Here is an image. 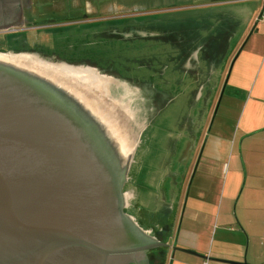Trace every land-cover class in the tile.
I'll list each match as a JSON object with an SVG mask.
<instances>
[{"label":"crops","instance_id":"crops-1","mask_svg":"<svg viewBox=\"0 0 264 264\" xmlns=\"http://www.w3.org/2000/svg\"><path fill=\"white\" fill-rule=\"evenodd\" d=\"M35 3L30 26L11 30L21 48L94 60L170 98L141 132L132 182L154 149L150 126L177 111L160 173L140 181L147 197L133 186L131 216L169 245L150 263L264 264V0Z\"/></svg>","mask_w":264,"mask_h":264},{"label":"water","instance_id":"water-1","mask_svg":"<svg viewBox=\"0 0 264 264\" xmlns=\"http://www.w3.org/2000/svg\"><path fill=\"white\" fill-rule=\"evenodd\" d=\"M30 2L0 0V29L22 22ZM94 67L129 86L127 100L100 106L115 82ZM169 100L148 81L94 60L0 50V264H139L136 257L168 247L146 231L149 242L125 247L135 239L123 216L143 232L129 213L135 189L125 190L130 215L115 199L139 140L129 145L125 130L135 137ZM110 149L120 155L112 163Z\"/></svg>","mask_w":264,"mask_h":264},{"label":"rangeland","instance_id":"rangeland-1","mask_svg":"<svg viewBox=\"0 0 264 264\" xmlns=\"http://www.w3.org/2000/svg\"><path fill=\"white\" fill-rule=\"evenodd\" d=\"M36 7H37V5L35 3V0H31L30 7H29V9L26 12H24V16L28 17L30 12L31 11L34 12ZM53 11H55V10H52V12H50V13H53ZM57 18H58V16H54L52 19L54 20V19H57ZM25 26H30V23L29 22L26 23V21L25 22L22 21L20 23H16V25H11V26L7 27L6 30L5 29H2V30L0 29V50H4V49H24V48H21L22 46L19 45L18 42H14L13 41V39L15 38L16 35L13 34L12 33L13 31H11V30L19 29V28H22V27H25ZM39 32H42V29H40ZM17 33L19 35L20 34L23 35V34H26L27 32L24 33V31H18ZM35 46L39 47L41 45H35ZM44 53L47 54L48 53L47 50H45ZM176 114H177V111H174V110L171 109L168 112V117H169L168 121H164L162 123L155 124L154 126H150L149 132L151 133V132L154 131L155 134H156V136H155L156 138H155V140L153 142L154 149H151L149 157L146 160L143 161L144 164L141 163V166H142L141 170L142 171H141L140 175L137 176V178H136L137 181L135 180V181L132 182L131 179H130L131 175L133 173V170L135 169L136 166L131 165L130 170L128 169L129 173L127 172V181L125 183L124 190H127L129 188H133V186L135 185V188L138 190L139 195L141 197H147V194H146L147 193V189H146L145 185H144V187L141 186L140 181H142V179H144L148 175L150 176L152 174V175L157 176L160 173L159 159L162 156V153H160V152H162V150H163V148L165 146L164 133H166L167 126H172V124H173L172 120H173V118H174V116ZM146 134H147V131L145 132L143 138L145 137ZM140 136H141V134H140ZM139 140H140V137H139ZM154 190H155V188H154ZM130 212H133V210L130 209L129 213ZM160 248H161V250H163V247H160Z\"/></svg>","mask_w":264,"mask_h":264},{"label":"flooded vegetation","instance_id":"flooded-vegetation-1","mask_svg":"<svg viewBox=\"0 0 264 264\" xmlns=\"http://www.w3.org/2000/svg\"><path fill=\"white\" fill-rule=\"evenodd\" d=\"M28 9H29V8H26V7L22 6L23 17H24V12H26ZM64 64H65V63H64ZM66 64H67V63H66ZM67 65H72V64H67ZM88 67H89V66H88ZM91 67H92V66H91ZM93 69H95V70L97 71V74H98V75L103 76V77H105V78H107V79L112 80V81L115 82V86H113L112 84H110V85L108 86L109 89L107 90V93H106L105 96H103V97H99L100 100H101V104H100V106L103 105V102L106 103V104H109V105H110L114 99H120V97H122V98H124V99L127 100V97H123V96L126 95L128 91H130L131 88H130L129 86H127V85L124 84V83H120V82H118V81H117L116 79H114L111 75H108V74H106V73H103V72L97 70V68H95V67H94ZM118 89H120V90L123 89V90H124V92H123L124 94L117 96L115 93H113L114 90H118ZM125 92H126V94H125ZM129 96H131L130 93H129ZM133 98H134V97H133ZM128 100H129V98H128ZM132 100H133V99H132ZM132 100H131V102H130V105L133 106V105L135 104V102H133ZM109 102H110V103H109ZM97 106H98V105H97ZM125 131H127V138H128L127 140L129 141L128 144L131 145L133 142H135V141H137V139H139L138 136L140 135L141 128L138 129V134L135 135V137H134V135H133V136L131 135V133H134V132H129L128 130H125ZM133 137H134V138H133ZM133 140H134V141H133ZM131 141H132V142H131ZM104 151L107 152V150H106L105 148H104ZM107 156H108L109 161H110L111 163H112L114 160L116 161L117 158L120 157V155H117L116 152L113 151V149L108 150ZM110 173L112 174V172H110ZM114 173H115V171L113 170V175H114ZM117 175H119L120 179H122V177H123V170L120 171L119 173L117 172ZM125 183H126V182H124L123 186L121 187V191L119 192V194L116 195L115 202L117 203V205H118V207H119V210L123 211V212H124L125 214H127V215H130V214L128 213V209H127V208H128L129 195L127 196V193H126L125 190H124ZM122 220H123V222L127 225V233L133 235L132 237L135 239L133 243H130V244H126V245H124L125 247L141 245V244H143V243L145 244V243H147V242L150 241V239H151L150 236L147 235V234L144 232L143 229H142V230H143V232H142V231H140L137 227H135V225H133V224L128 220V217L123 216V219H122ZM149 251H150V250H148V251L146 252V254H147V259H144V258H141V257H136L137 262H138L139 264H144V263L151 264V263H150V260L152 259V256H149V254H148ZM130 259L132 260V258H130ZM128 264H133V263H132V262H129Z\"/></svg>","mask_w":264,"mask_h":264},{"label":"trees","instance_id":"trees-1","mask_svg":"<svg viewBox=\"0 0 264 264\" xmlns=\"http://www.w3.org/2000/svg\"><path fill=\"white\" fill-rule=\"evenodd\" d=\"M156 250H160V248L156 249Z\"/></svg>","mask_w":264,"mask_h":264}]
</instances>
